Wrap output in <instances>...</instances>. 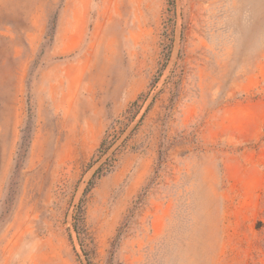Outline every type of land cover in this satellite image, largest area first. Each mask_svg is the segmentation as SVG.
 Masks as SVG:
<instances>
[{
  "label": "rangeland",
  "instance_id": "374dc122",
  "mask_svg": "<svg viewBox=\"0 0 264 264\" xmlns=\"http://www.w3.org/2000/svg\"><path fill=\"white\" fill-rule=\"evenodd\" d=\"M0 264H264V0H0Z\"/></svg>",
  "mask_w": 264,
  "mask_h": 264
},
{
  "label": "trees",
  "instance_id": "16d2710c",
  "mask_svg": "<svg viewBox=\"0 0 264 264\" xmlns=\"http://www.w3.org/2000/svg\"><path fill=\"white\" fill-rule=\"evenodd\" d=\"M151 87H154V82L151 84ZM147 94H140L135 101H133L130 106L122 113L121 119H116L112 121V124L110 125V128H108L104 134V137L102 138L94 156L92 157L91 161L88 163L87 168L91 169L93 168L98 162L99 165L95 169L92 180L86 190L84 191V195L90 190L92 181L98 179L99 177H102L104 174L109 173L113 168V163L115 162L114 157H112L116 151H119L121 148L124 147L125 141L124 140L119 146L116 147V149L112 152V155L105 160H102V158L113 148V146L116 144L117 140L120 138V135L122 134V129L125 127L127 128L128 125L134 120L136 117L138 110L140 108V103L144 101ZM148 110V108H147ZM146 110V111H147ZM146 113V112H145ZM78 218L76 220V225L82 220L83 210L82 207H78L77 210ZM76 232H77V227ZM78 233V232H77Z\"/></svg>",
  "mask_w": 264,
  "mask_h": 264
}]
</instances>
